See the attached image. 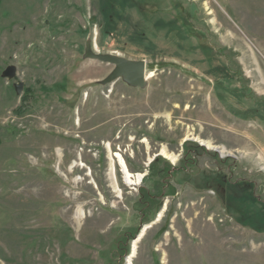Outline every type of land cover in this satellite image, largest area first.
<instances>
[{"label": "rangeland", "instance_id": "rangeland-1", "mask_svg": "<svg viewBox=\"0 0 264 264\" xmlns=\"http://www.w3.org/2000/svg\"><path fill=\"white\" fill-rule=\"evenodd\" d=\"M0 264H264V0H0Z\"/></svg>", "mask_w": 264, "mask_h": 264}, {"label": "water", "instance_id": "water-1", "mask_svg": "<svg viewBox=\"0 0 264 264\" xmlns=\"http://www.w3.org/2000/svg\"><path fill=\"white\" fill-rule=\"evenodd\" d=\"M106 63L114 65V70L107 78V83L113 81L121 75H125L129 81H131L134 85L137 84V79L141 78L145 73V64L142 61H127L124 59H120L117 57L106 56L102 58ZM7 79H13L15 77V68L7 67L3 74ZM144 81L141 83L143 85ZM19 86H16L18 90ZM216 153L220 154L217 150Z\"/></svg>", "mask_w": 264, "mask_h": 264}, {"label": "bare ground", "instance_id": "bare-ground-1", "mask_svg": "<svg viewBox=\"0 0 264 264\" xmlns=\"http://www.w3.org/2000/svg\"><path fill=\"white\" fill-rule=\"evenodd\" d=\"M144 79H145V76L144 75L141 78L137 79V84H138L137 86H140L141 83L144 81ZM114 157L116 158L119 167L122 169V172L125 175V179L129 183H132V181H131V175H130V173H129V171H128L127 167H126V164L123 161L122 157L119 154H114ZM170 159L173 160L172 157H170ZM141 177H142L141 174L136 175L137 183H135V184H138L139 183V181L141 180ZM133 251H134V249H133Z\"/></svg>", "mask_w": 264, "mask_h": 264}]
</instances>
